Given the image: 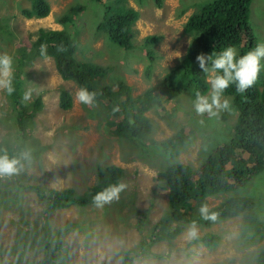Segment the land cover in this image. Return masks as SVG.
<instances>
[{
  "label": "rangeland",
  "instance_id": "obj_1",
  "mask_svg": "<svg viewBox=\"0 0 264 264\" xmlns=\"http://www.w3.org/2000/svg\"><path fill=\"white\" fill-rule=\"evenodd\" d=\"M48 1L51 12L47 17L26 18L21 10L30 7L33 0H0V53L13 57L14 76L23 81L20 102L28 107L41 103L24 137L16 127L15 100L0 90V155L29 156L21 160L23 167L18 172L0 176V264H37L47 254L46 231L53 242L59 238L63 243L56 264H126L128 251H132L128 264H256L257 253L264 249V169L237 192L194 202L192 216H200L201 205L211 210L224 199L242 194L253 199L252 209L235 217L209 220L211 223L160 222L170 211L169 190L158 177L175 162L198 169L209 154L232 139L238 108L231 95L224 94L231 100V111L211 118L196 113L194 89L168 99L156 97L147 102L151 132L131 140L116 134V124L125 122V115L110 108L108 99H96L91 107L75 102L78 84L61 76L52 57H41L31 50L40 28H65L59 17L70 6L74 11L83 6L66 26L79 45L78 60L106 68L100 81L96 80L98 86L124 81L140 99L182 60L194 37L185 32L186 21L214 0H127L140 13L131 49L112 42L106 31L99 29L107 0ZM249 22L255 46L264 43V0H252ZM148 36L158 39L149 43ZM235 48L238 54L240 46ZM151 52L153 62L149 61ZM177 52L181 58L176 57ZM261 63L264 65V60ZM149 64H153L150 76L146 72ZM263 80L264 68L256 83L261 86ZM29 89L31 100L23 102L22 95ZM62 90L72 94L70 109L60 106ZM180 130L184 131V144L178 156L155 151V143ZM241 156L248 158L247 154ZM110 165L125 171L110 185H126L119 199L102 207L73 204L48 210L49 190L74 188L82 194L98 182L99 167ZM193 223L195 238L216 233L221 238L219 244L208 248L193 243L194 238L188 237Z\"/></svg>",
  "mask_w": 264,
  "mask_h": 264
},
{
  "label": "trees",
  "instance_id": "obj_2",
  "mask_svg": "<svg viewBox=\"0 0 264 264\" xmlns=\"http://www.w3.org/2000/svg\"><path fill=\"white\" fill-rule=\"evenodd\" d=\"M251 2L252 0H214L204 4L199 11L190 15L185 23V32L193 34L194 37L184 57L161 83L147 89L146 94L140 99L137 97L141 95L134 96L132 87L124 81H120L116 86H98L96 80L100 81L99 78L106 72V68L91 61L78 60L76 53L79 45L66 26L74 21L76 11L82 10L83 6H76V11L74 6H70L59 17L58 21L65 28H40L35 33L36 39L31 50L34 54L41 56L39 47L42 43L46 44L47 57L54 59L56 69L61 76L65 80L75 81L79 87L86 86L95 91L96 99H108L110 108L118 107L119 110L115 112L123 113L125 122L116 124V134L135 140L151 132L152 122L146 114L148 101L156 97L161 100L172 98L188 89H194L203 94L208 92L205 75L195 59L197 54H211L227 46H240L238 55H242L255 47V35L249 22ZM104 7V21L99 25V29H104L112 42L125 49L133 48L134 27L140 17L139 11L130 6L127 0H107L104 2ZM50 12L51 5L48 0H33L30 7L21 10L26 18H43ZM157 39L156 36H148L147 42L154 43ZM61 44L64 51L57 52L56 46ZM152 54V52L149 53L150 62L154 61ZM152 66L153 64H149L146 67L149 76ZM13 84L16 91L11 97L16 102L14 108L16 127L22 136L26 137L32 119L41 109V103L38 101L32 107L24 106L20 102L23 81L14 76ZM225 94L233 97V102L238 108L234 135L228 143L217 147L209 154L198 169L185 162H175L160 174L158 179L162 180L169 190L170 211L168 216L160 221L161 223L168 219L188 223L210 222L203 219L201 215L193 218L194 202L200 203L210 196L232 190L237 192L251 180L253 175L264 169V80L261 86L256 83L244 94L236 93L235 86H230ZM60 106L64 110L73 106V97L68 90L61 91ZM130 112H132L131 116ZM183 144L184 131L180 130L173 137L155 143L154 149L159 154L176 157ZM241 153L247 154L248 158L242 157ZM229 164H234L235 168L230 170ZM124 174L123 168L116 165L99 167L98 182L88 187L82 194H77L74 188L51 189L48 191V210L66 208L73 204L78 206L95 204L94 196L116 183ZM254 205L251 197L243 194L234 195L224 199L210 212H215L217 214L215 220H220L238 216L252 209ZM59 240L58 238L53 242L46 231L44 243L47 254L37 264L57 263L63 248V243ZM220 240L218 234L208 232L194 238L192 242L214 248ZM131 253L132 251H128L125 254L126 264L132 260ZM256 264H264V249L257 253Z\"/></svg>",
  "mask_w": 264,
  "mask_h": 264
},
{
  "label": "clouds",
  "instance_id": "obj_3",
  "mask_svg": "<svg viewBox=\"0 0 264 264\" xmlns=\"http://www.w3.org/2000/svg\"><path fill=\"white\" fill-rule=\"evenodd\" d=\"M189 43H191L189 41ZM57 52H63V45L56 46ZM39 53L42 57H47V45L41 44ZM177 58H181V53L177 52ZM201 72L205 75V82L208 85L207 94L196 92L194 108L198 115L207 114L210 118L217 117L221 111H231V100L225 97V92L230 86H235L238 94H244L249 88L253 87L260 77L262 60H264V43L257 44L242 55L237 54V49L227 46L219 52L211 54L199 53L195 57ZM14 80V60L7 52L0 53V90L8 95L15 93ZM97 93L86 86H81L75 91V102L85 106H93ZM31 90H26L22 95V101L31 100ZM118 111V107L113 109ZM29 159L27 153L20 158H9L6 154L0 155V176L11 175L23 167L21 160ZM126 185L123 183L109 186L98 192L94 196V203L102 207L105 203H110L114 199H119L120 193ZM201 217L205 220H215L216 213L210 212L209 207L204 204L199 208ZM197 236L195 223L188 230L190 239Z\"/></svg>",
  "mask_w": 264,
  "mask_h": 264
}]
</instances>
